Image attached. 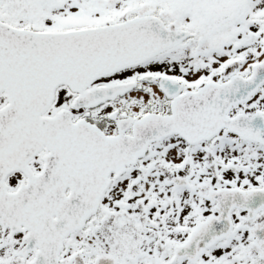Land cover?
I'll return each instance as SVG.
<instances>
[{
	"label": "snow or ice",
	"instance_id": "6c2138e0",
	"mask_svg": "<svg viewBox=\"0 0 264 264\" xmlns=\"http://www.w3.org/2000/svg\"><path fill=\"white\" fill-rule=\"evenodd\" d=\"M0 264H264V0H0Z\"/></svg>",
	"mask_w": 264,
	"mask_h": 264
}]
</instances>
